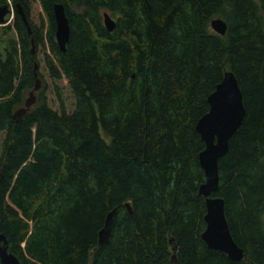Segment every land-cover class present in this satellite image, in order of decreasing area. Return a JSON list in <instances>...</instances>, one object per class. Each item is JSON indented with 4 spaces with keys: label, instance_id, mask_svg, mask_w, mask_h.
I'll use <instances>...</instances> for the list:
<instances>
[{
    "label": "trees",
    "instance_id": "16d2710c",
    "mask_svg": "<svg viewBox=\"0 0 264 264\" xmlns=\"http://www.w3.org/2000/svg\"><path fill=\"white\" fill-rule=\"evenodd\" d=\"M55 2L69 21L64 50ZM0 3L12 7L0 24V233L21 264H172V254L177 264H264V0ZM226 70L245 115L218 160L215 194L238 260L202 239L198 192L205 142L195 124ZM36 77L35 101L16 120Z\"/></svg>",
    "mask_w": 264,
    "mask_h": 264
},
{
    "label": "water",
    "instance_id": "95a60500",
    "mask_svg": "<svg viewBox=\"0 0 264 264\" xmlns=\"http://www.w3.org/2000/svg\"><path fill=\"white\" fill-rule=\"evenodd\" d=\"M18 12L27 23L26 15L22 7L17 4ZM12 13V7L8 3H0V24L5 23L8 14ZM53 14L56 22L55 38L61 50L65 49V43L69 37V21L62 2L53 4ZM103 22L108 30L115 26V19L106 11L103 13ZM210 27L224 34L227 28L226 21L221 17H213ZM30 32V27L28 26ZM33 51L34 43L31 38ZM35 84L25 97L23 105L15 109L13 115L16 120L26 112L35 101V93L39 86V78H35ZM209 109L196 121L195 128L205 142L204 148L199 152V162L204 170L205 179L199 185L198 192L205 196L206 212L204 214L205 228L201 232L202 239L211 248L224 251L230 258L238 260L243 256V249L233 239L224 211V199L215 194L218 190V160L223 156L229 146L231 136L240 126L245 115L243 96L233 71L226 70L220 82L207 97ZM1 177V173H0ZM127 209L132 212L129 202H125ZM116 207H113L104 219V223L98 232V242L105 243L109 238L111 223ZM171 248L175 249L174 241L170 238ZM0 261L2 264H21L18 256L8 248L6 235L0 233ZM172 264H177L175 255H171Z\"/></svg>",
    "mask_w": 264,
    "mask_h": 264
},
{
    "label": "rangeland",
    "instance_id": "374dc122",
    "mask_svg": "<svg viewBox=\"0 0 264 264\" xmlns=\"http://www.w3.org/2000/svg\"><path fill=\"white\" fill-rule=\"evenodd\" d=\"M33 10H32V16H33V18L34 19H36V20H38L39 19V17H38V13H39V7L36 5V4H34V6H33V8H32ZM0 37H4V33H2V29L0 28ZM39 78V77H38ZM39 81H40V79H39ZM40 85H41V81H40ZM40 87V86H39ZM31 90V89H30ZM30 90H28L27 92H26V94H25V97H27L28 95H29V91ZM34 93H35V91H34ZM34 103V102H33Z\"/></svg>",
    "mask_w": 264,
    "mask_h": 264
}]
</instances>
